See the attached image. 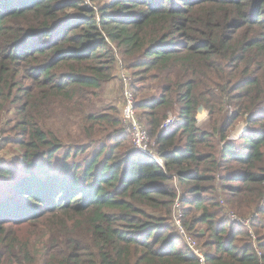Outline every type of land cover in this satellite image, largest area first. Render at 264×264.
Here are the masks:
<instances>
[{
  "label": "trees",
  "instance_id": "1",
  "mask_svg": "<svg viewBox=\"0 0 264 264\" xmlns=\"http://www.w3.org/2000/svg\"><path fill=\"white\" fill-rule=\"evenodd\" d=\"M0 138V264H264V0H0Z\"/></svg>",
  "mask_w": 264,
  "mask_h": 264
},
{
  "label": "built area",
  "instance_id": "2",
  "mask_svg": "<svg viewBox=\"0 0 264 264\" xmlns=\"http://www.w3.org/2000/svg\"><path fill=\"white\" fill-rule=\"evenodd\" d=\"M90 7L91 5L87 3ZM118 76V80L122 89V101L120 103V121L122 124L123 131L130 137L131 145L134 150H137L143 155H146L153 160L156 161L158 165L161 166V163L157 160L154 151L152 150V143L149 139V136L143 126L138 122L137 116L134 110V95L130 86V78L127 73L122 69L120 65H118V69L116 72ZM176 117L174 115L169 114L168 117L163 121L160 125V129L163 131H167L171 129L176 124ZM1 143V138H0ZM180 200H176L172 207V221L176 230L182 237L188 249L194 254V256L198 260V264H207L204 256V252L198 243L190 237L182 227V215L180 210ZM226 209V208H225ZM226 217L229 222L246 227L249 231V235L252 240L254 237L250 232V221L252 217L248 218H240L232 211L226 209ZM260 256L259 253H257Z\"/></svg>",
  "mask_w": 264,
  "mask_h": 264
},
{
  "label": "rangeland",
  "instance_id": "3",
  "mask_svg": "<svg viewBox=\"0 0 264 264\" xmlns=\"http://www.w3.org/2000/svg\"><path fill=\"white\" fill-rule=\"evenodd\" d=\"M104 98L109 103H114V104L116 103L117 105L120 106V103L122 101V89H121V85L118 81H117V83H116V81H114V82H112V84L110 86L106 87V89L104 91ZM200 114H203V115L199 116ZM206 115L207 114H206L205 110L203 112L200 109L197 111L196 119L198 121V125L203 129L206 128ZM244 128H245V121L241 122L239 125L236 126V128L234 129V131H232V133L230 135V139H235V138L239 137L240 134L242 133V131H244ZM62 129H63V131H66V127H63V128L61 127V130ZM18 153H19V150L17 149L16 146L5 147L0 152V160L2 162H7V161L9 162L11 160V158L16 157L18 155ZM244 228H246V227H244ZM247 231H248V229H247ZM248 233H249V231H248ZM179 236H180V234H179ZM181 239H182V237H181Z\"/></svg>",
  "mask_w": 264,
  "mask_h": 264
},
{
  "label": "water",
  "instance_id": "4",
  "mask_svg": "<svg viewBox=\"0 0 264 264\" xmlns=\"http://www.w3.org/2000/svg\"><path fill=\"white\" fill-rule=\"evenodd\" d=\"M199 109H200L202 112L204 111L203 107H199ZM199 109H198V110H199Z\"/></svg>",
  "mask_w": 264,
  "mask_h": 264
},
{
  "label": "bare ground",
  "instance_id": "5",
  "mask_svg": "<svg viewBox=\"0 0 264 264\" xmlns=\"http://www.w3.org/2000/svg\"><path fill=\"white\" fill-rule=\"evenodd\" d=\"M203 114H200L199 116H202Z\"/></svg>",
  "mask_w": 264,
  "mask_h": 264
}]
</instances>
